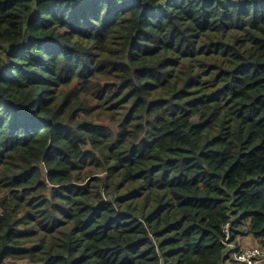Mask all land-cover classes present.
Wrapping results in <instances>:
<instances>
[{
    "label": "trees",
    "instance_id": "1",
    "mask_svg": "<svg viewBox=\"0 0 264 264\" xmlns=\"http://www.w3.org/2000/svg\"><path fill=\"white\" fill-rule=\"evenodd\" d=\"M245 238L264 0H0V264H237Z\"/></svg>",
    "mask_w": 264,
    "mask_h": 264
},
{
    "label": "built area",
    "instance_id": "2",
    "mask_svg": "<svg viewBox=\"0 0 264 264\" xmlns=\"http://www.w3.org/2000/svg\"><path fill=\"white\" fill-rule=\"evenodd\" d=\"M226 235L228 236V228L226 227ZM264 258V251L259 247H242L233 255L237 264H260Z\"/></svg>",
    "mask_w": 264,
    "mask_h": 264
},
{
    "label": "rangeland",
    "instance_id": "3",
    "mask_svg": "<svg viewBox=\"0 0 264 264\" xmlns=\"http://www.w3.org/2000/svg\"><path fill=\"white\" fill-rule=\"evenodd\" d=\"M239 244H240V248L241 247H245V248L249 247L250 248V247H257L258 246L257 243H254V241H252V238H245V239L241 240ZM23 263H27V262H23ZM227 264H229V263H227ZM260 264H264V258Z\"/></svg>",
    "mask_w": 264,
    "mask_h": 264
}]
</instances>
